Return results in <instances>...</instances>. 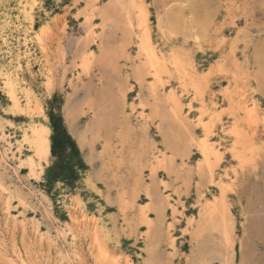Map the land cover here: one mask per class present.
<instances>
[{"label": "rangeland", "instance_id": "rangeland-1", "mask_svg": "<svg viewBox=\"0 0 264 264\" xmlns=\"http://www.w3.org/2000/svg\"><path fill=\"white\" fill-rule=\"evenodd\" d=\"M0 66V264H264V0H0Z\"/></svg>", "mask_w": 264, "mask_h": 264}, {"label": "bare ground", "instance_id": "bare-ground-1", "mask_svg": "<svg viewBox=\"0 0 264 264\" xmlns=\"http://www.w3.org/2000/svg\"><path fill=\"white\" fill-rule=\"evenodd\" d=\"M146 31H148L147 29H146ZM141 34V33H140ZM148 34V33H147ZM143 35V34H142ZM141 35V37H138L139 39H138V41H137V49H138V51L140 52V54L143 56V59H142V61L140 62V64L139 65H137L138 66V68H136L137 69V71L135 72V73H137L136 74V76L138 77V78H141V79H143V75L144 74H149V76H151L152 78H154V79H156V78H158L159 77V75L161 74V73H167L168 71H169V66H168V63L164 60V59H162V57H160V56H158V54L156 53V51H155V49L151 46V44H150V40L148 39V37L146 36V34H144L143 36ZM149 36V35H148ZM2 41H3V44H5L6 46L8 45V42H7V39L6 38H2ZM42 41V40H41ZM40 44V43H39ZM99 46V45H98ZM100 50V49H99ZM46 51V50H45ZM10 52V51H9ZM22 60V59H21ZM104 61V60H103ZM168 61V60H167ZM83 63V62H82ZM177 64L178 63H176V62H174V64L171 62V67L173 68H175L176 70L178 69V66H177ZM19 69V68H18ZM4 69L0 66V72H2ZM181 70V69H180ZM134 71V70H133ZM178 71V70H177ZM19 72V71H18ZM180 72V71H179ZM177 74V73H176ZM182 74V73H181ZM5 75H6V79L8 80L7 82L9 83L7 86H8V89H9V95H10V101H11V103H12V105L14 106V107H16V108H19L20 107V102H19V99H18V97H17V95L15 94V92H14V89H13V87H11V84H12V81H14L13 80V75H11V74H9L8 72L7 73H5ZM180 76V75H179ZM136 77V78H137ZM19 78V77H18ZM178 80V79H177ZM188 80V79H187ZM183 81H184V79H183ZM182 82V81H181ZM188 85V84H187ZM6 86V85H5ZM147 86V85H146ZM185 88H187V87H185ZM153 89V88H152ZM156 89V88H155ZM161 91V90H160ZM175 91V90H174ZM162 93V92H161ZM174 93V92H173ZM163 96V95H162ZM155 97V96H154ZM174 97V96H173ZM156 98V97H155ZM176 99H178V98H175V100ZM158 100V99H157ZM156 100V102H157V105H160V102L159 101H157ZM167 101V100H166ZM179 101V100H178ZM123 103V102H122ZM163 103V102H162ZM166 103V102H165ZM180 103V102H179ZM167 104V103H166ZM161 105H163V104H161ZM182 105V104H181ZM154 106H156V105H154ZM166 106V105H165ZM183 106V105H182ZM157 108V107H156ZM173 108V107H172ZM158 109H160V108H158ZM156 111H158L157 109H155ZM156 111H154V113L156 112ZM160 111H162V110H160ZM159 112V111H158ZM163 113V112H162ZM157 114V113H156ZM156 114H154V115H156ZM161 114V113H160ZM165 114V113H164ZM143 115V114H142ZM159 115V114H158ZM161 116V115H160ZM175 116V115H174ZM96 117V116H95ZM156 117V116H155ZM159 117V116H158ZM159 120H160V117L158 118ZM164 119H167V118H164ZM161 121V120H160ZM164 122V121H163ZM128 124V123H127ZM132 128V127H131ZM224 129V128H223ZM128 130V129H127ZM242 130V129H241ZM130 131V130H129ZM143 131V130H142ZM133 132V131H132ZM3 133V132H2ZM48 134H49V131H48V128L47 127H45V126H39V125H32L31 127H30V133H28V132H26V133H24V136L25 137H27V138H29L30 137V141H31V147H32V149H33V153H34V155H36V157H41V158H46L47 156H48V154H49V147H50V142H49V138H48ZM1 135V134H0ZM6 136V135H5ZM8 136V135H7ZM165 136V135H164ZM206 136V135H205ZM239 137V136H238ZM1 138H3L5 141H7L4 137H1ZM0 138V139H1ZM137 139V138H136ZM145 139V138H144ZM198 139V138H197ZM125 140V139H124ZM124 140L122 141V142H124ZM208 140H205V139H203V140H201L199 143H198V146H199V149H200V153H201V155L203 156V159L205 160V161H210V158L211 157H213V156H216L217 155V152H216V150H215V147H213V145L212 144H210V143H208L207 142ZM244 140H242V142H243ZM249 141H250V139H249ZM4 142V141H3ZM8 142V149H10V146H11V143H10V141H7ZM240 142V141H239ZM244 142H246V140L244 141ZM249 143V142H248ZM248 143H246V144H248ZM121 144V143H120ZM140 145V144H139ZM147 148V147H146ZM3 149V148H2ZM5 149V148H4ZM110 149V148H109ZM15 150H17V148L16 149H14L13 151H15ZM9 151V150H8ZM143 151H145V150H143ZM135 152V151H134ZM133 152V153H134ZM137 152V151H136ZM135 152V153H136ZM4 153H5V151H4ZM1 155V154H0ZM136 155H137V153H136ZM133 156V155H132ZM135 156V155H134ZM2 157V156H1ZM12 157V156H11ZM18 158V157H17ZM132 158V157H131ZM1 159V158H0ZM119 159V158H118ZM116 160V159H115ZM117 161V160H116ZM130 161V160H129ZM131 161H133V160H131ZM130 161V162H131ZM118 163H120L119 162V160L117 161ZM122 163V162H121ZM132 163V162H131ZM130 163V164H131ZM136 163H138L137 161H136ZM128 164V163H127ZM209 164V163H208ZM29 165L31 166V168L33 167V165H34V160L32 159V158H30L29 159ZM137 165V164H136ZM139 165V164H138ZM137 165V166H138ZM35 167V166H34ZM111 168V167H110ZM129 168H131V167H129ZM139 168V167H138ZM30 169V168H29ZM31 170V169H30ZM35 170V169H34ZM212 170V169H211ZM113 171V170H112ZM139 171V170H138ZM136 172V173H133V174H139V172ZM38 172V171H37ZM33 173V172H32ZM140 176H141V174H140ZM140 176H138V177H140ZM128 177V176H127ZM139 180V179H138ZM148 187V186H147ZM125 189V188H124ZM123 190V189H122ZM129 191V190H128ZM1 192V191H0ZM126 192V191H125ZM1 194V193H0ZM125 194V193H124ZM121 196V198L123 197V194L122 195H120ZM126 196H127V193H126ZM166 199H167V197H166ZM21 200V199H20ZM122 201H124V200H122ZM132 201V200H131ZM23 202V201H22ZM126 202V201H125ZM131 203V202H130ZM131 204H133V202L131 203ZM207 205V204H206ZM126 205H124V207L122 208V209H126V207H125ZM208 207V206H207ZM128 208V207H127ZM176 208V207H175ZM212 208V207H211ZM128 209H130V208H128ZM172 209V208H171ZM213 209V208H212ZM177 210V209H176ZM209 210H210V207L209 208H206V209H204L203 211H202V214L200 215V218L201 219H203L202 217L205 215H207V214H209ZM215 210V209H214ZM218 210V209H217ZM219 211V210H218ZM125 211H123V213H124ZM126 213H124V215H125ZM173 214H174V212H173ZM202 216V217H201ZM204 216V217H205ZM210 216V214L208 215V216H206V217H209ZM212 216V215H211ZM218 216V215H217ZM216 216V217H217ZM222 216V215H221ZM219 217V216H218ZM128 218V217H127ZM130 218V217H129ZM142 220H143V223H145V225L147 226V227H149L150 229H153L152 227H151V223L150 222H152V221H148L147 220V217H146V215L145 214H141V217H140ZM213 219V218H212ZM15 220V219H14ZM204 220V219H203ZM202 220V221H203ZM141 221V220H140ZM142 223V224H143ZM205 223H206V221H205ZM148 224H149V226H148ZM153 224V223H152ZM133 227V226H132ZM146 227V228H147ZM153 227H154V225H153ZM149 231V230H148ZM192 235V234H191ZM144 236V235H143ZM147 236V235H146ZM103 239V238H102ZM93 243H94V241H93ZM97 244V243H96ZM18 249V248H17ZM101 249V248H100ZM102 251V250H101ZM104 251V250H103ZM17 252V251H16ZM107 252V251H106ZM99 254V253H98ZM107 256V255H106ZM2 261H4V260H2ZM28 264V263H27Z\"/></svg>", "mask_w": 264, "mask_h": 264}, {"label": "trees", "instance_id": "trees-1", "mask_svg": "<svg viewBox=\"0 0 264 264\" xmlns=\"http://www.w3.org/2000/svg\"><path fill=\"white\" fill-rule=\"evenodd\" d=\"M53 128H54V130H56V127H55V126H53ZM66 137H67V136H66ZM52 140H53V143L56 142V140H57V136L54 135Z\"/></svg>", "mask_w": 264, "mask_h": 264}]
</instances>
